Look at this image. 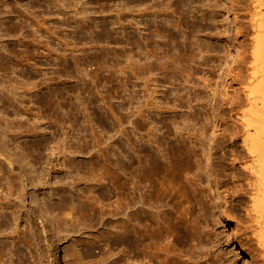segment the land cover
Returning a JSON list of instances; mask_svg holds the SVG:
<instances>
[{
  "label": "rangeland",
  "instance_id": "1",
  "mask_svg": "<svg viewBox=\"0 0 264 264\" xmlns=\"http://www.w3.org/2000/svg\"><path fill=\"white\" fill-rule=\"evenodd\" d=\"M262 47L264 0H0V264H257Z\"/></svg>",
  "mask_w": 264,
  "mask_h": 264
},
{
  "label": "bare ground",
  "instance_id": "2",
  "mask_svg": "<svg viewBox=\"0 0 264 264\" xmlns=\"http://www.w3.org/2000/svg\"><path fill=\"white\" fill-rule=\"evenodd\" d=\"M253 59L254 62L250 65L247 81L248 98L240 111L238 136L235 141V146L236 154L240 158L241 169L248 175L251 185L248 212L250 220L248 227H256L257 229L254 234L258 246V253L255 255V257H257L256 263L264 264V78L261 83H258V75L256 74L259 70L258 66H263L264 68V47L254 52ZM257 62L260 63L258 64ZM258 104L261 105L259 109L256 108ZM249 131H252L253 135H248ZM142 194L140 193V199L143 201ZM131 195H134L133 192ZM142 201L140 204L144 205V201L143 203ZM131 204L135 206L134 196L131 197ZM135 215L136 214L133 212L132 220ZM167 219L169 222L173 221V223L177 225L175 222L176 217L168 215ZM162 221V238L167 239L170 236L175 238L176 234L168 231L164 218ZM234 236L236 237L237 234ZM241 247L243 248L244 246ZM63 252L64 251L61 249L60 261L64 259ZM160 253L163 255V264H175L173 258L170 256L174 254V252L170 251V247L161 246Z\"/></svg>",
  "mask_w": 264,
  "mask_h": 264
}]
</instances>
